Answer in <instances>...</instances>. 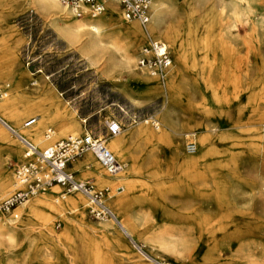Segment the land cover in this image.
<instances>
[{"label": "rangeland", "instance_id": "obj_1", "mask_svg": "<svg viewBox=\"0 0 264 264\" xmlns=\"http://www.w3.org/2000/svg\"><path fill=\"white\" fill-rule=\"evenodd\" d=\"M220 3V0H168L167 8L171 11L167 21L180 34L179 42L185 48L192 27L197 29L198 38L207 40L209 47L208 51L203 50L195 37V45L189 47L192 58L186 63L178 62L184 79L182 88H186L182 113L190 118L194 112L197 121H206L197 127L195 136L181 137L178 145L179 155L188 158L194 154L201 161L199 170L206 181L198 197L196 190L191 192L197 202L180 209V199L189 186L180 193L170 185L182 168L176 165L175 173L166 170L170 149L163 146L160 163H150L135 173L130 200L118 205L136 224V244L112 220L92 217L83 194L72 192L64 200L62 189L55 186L31 197L14 214L0 212V223L14 228L17 236L14 246L0 247L3 260H10L11 264H38L39 259L40 264H264V0H225L228 13L221 12ZM230 5L237 6L238 18L229 16L234 8ZM121 20L141 24L123 16ZM54 26V17L39 10L32 0H0V64L9 71L0 85L10 84L0 91H11L4 98L0 92V102L7 97L14 100V112L34 104L36 109L21 119L22 126L29 118L37 117L38 110L41 115L46 105L70 120L73 106L79 123L103 139L110 137L106 132L108 121L119 120L126 133L137 125H130L134 119H148L162 108L166 96L162 90L143 96L141 103H149L145 108L132 106L120 91L116 75L104 74L100 64L87 63L57 36ZM150 39L145 36L138 45L136 65L142 47ZM162 41L173 56L172 65H177L176 44ZM204 61H210L212 66L202 79L200 68ZM136 65L139 73L145 72ZM124 78L130 81L125 84L129 89L142 90L141 83L129 80L128 74ZM205 111L203 119L201 112ZM51 125L43 130L40 148L68 135L86 132L81 129L78 133L70 130L59 133ZM48 129L55 131L50 140L45 139ZM13 141L21 146L22 152L17 157L8 153V144ZM191 141L197 144L193 154L186 150ZM23 150L17 138L0 124V162H6V166H0V180L12 171L15 182L14 171L22 160ZM87 155L89 169L99 166L106 178H117L90 152L76 160ZM161 168L164 170L161 181L169 185L163 193L145 186L148 178ZM81 174L76 171L77 178L94 183L91 176L78 177ZM116 183L110 188L94 183L98 189H107L109 195L104 200L109 207L116 196L124 193L118 189L119 182ZM12 188L0 198V203L15 190V186ZM217 188L223 191L222 204L214 197ZM76 195L83 200L80 206L75 203ZM35 198L44 200L42 214L40 211L21 214ZM24 218L30 221L25 222ZM40 223L42 231L37 228Z\"/></svg>", "mask_w": 264, "mask_h": 264}, {"label": "bare ground", "instance_id": "obj_2", "mask_svg": "<svg viewBox=\"0 0 264 264\" xmlns=\"http://www.w3.org/2000/svg\"><path fill=\"white\" fill-rule=\"evenodd\" d=\"M32 2L39 10L41 8L54 17V29L57 36L83 56L87 63L89 62L92 65L100 64L104 74L107 75L111 73V75H116L120 91L127 97L132 106L136 108H145L149 103H147V105L141 103V99L144 95L146 98L147 95L155 94L159 90L164 91L166 94L162 108L151 117L141 120L134 119L130 125L132 126L134 123L137 125L131 127L126 133L122 131L121 134L115 137L103 136L106 146L111 150L122 166V169L114 174L117 178H106L99 166L95 167V169L84 168L80 171L82 174L78 176L83 179L91 176L96 185H106V188L116 186L118 185L116 182H119L120 187L118 189H123L122 192L124 193L113 199V206L110 205L109 207L107 203L106 206L110 208L115 216L114 218H110V220L119 227L124 236H126L132 244H136V224L133 223L126 215L125 211H122L118 205L120 203L126 204L130 200L131 190L135 182L134 174L145 169L150 163H160V148L166 146L170 149V163L166 162L168 167L166 170H171L175 173V171H178L176 165L182 168L180 169L181 171L178 172L180 175H176L178 178L171 182L170 185L180 193L186 190L187 185L189 186L185 196H182L180 199V209L185 210V204L197 202V199L192 197L191 192L193 190L198 192L197 197L202 193L203 183L206 181V178L204 179L202 172L199 170L201 163L199 157L193 154L196 150L191 152L193 156L184 158L179 155L178 145L180 144L181 137L195 136L197 127L205 125L206 121H197L194 112L190 118H187L185 114L182 113L184 112L182 107L186 105L183 103L185 99H183V94L186 88H182L184 79L182 78L183 74L179 63H186L192 58L189 47L195 45V37L196 44L202 46V49L205 51L209 50L208 42H206L207 40L205 41L198 38L197 29L192 26L189 31L187 47L185 48L184 45L179 42L181 37L180 34L174 29L171 21H167L169 15H171V11L167 9L168 0H154L151 5L150 19L146 24L142 22L141 24L137 22L123 23L121 20L122 11L116 1L113 0H108L106 2V11L101 15L102 18L99 16L94 20H89L86 16L82 18L75 17L69 8L63 5L60 0H32ZM220 2L221 12L228 13L229 10L225 0H220ZM230 15L238 18L237 6L231 9L229 16ZM153 35L173 45L176 44L178 50V57L176 58L177 65H171L169 69H167L163 80L152 76L147 70L139 73L135 68V53L138 45L143 37L150 36V38H153L151 37ZM154 39L161 41L156 38ZM164 44L166 43L164 42ZM197 45L196 50H199ZM205 63L207 65H205ZM194 66L195 64L192 67L195 68ZM210 66H212L210 61L209 63L204 61V64L201 65L200 72L202 79L203 74H205L204 72L206 70L208 71ZM5 68V66L0 64V80L4 79L9 74V71H6ZM124 74L130 76L129 80L141 83L143 87L142 90L134 91L129 89L130 87H127L125 84L130 81L124 78ZM9 87L10 84L8 82L4 85L3 83L0 85V88H4L5 90ZM9 91L10 90H7V92L0 91L2 92L1 96L3 97L5 93L7 96ZM7 98L0 102V124L9 133L13 134L19 142L18 136L21 135L40 146V137L43 130L47 125L51 124L54 125L53 127H55V130L59 133H65L67 130H70L71 133H78L81 129L87 130V127L79 123L73 106L69 113L70 120H65L54 107H48L47 105L43 107L41 115L40 110H38L36 114L40 122L31 128H26L24 124L22 126L21 119L24 115L36 109L34 104L26 106L21 111L14 112L12 106L16 102H13L14 100L10 101V99ZM187 105H189V103ZM201 108L202 107H199V110ZM206 113L207 111L201 112L203 119L206 118ZM83 120L86 121L85 119ZM42 141H45L44 138ZM20 152H22L21 146L15 141L8 144L9 154L17 157ZM0 166H6V162H0ZM77 168H79V166ZM163 174L164 170L161 168V170L148 178V184L145 186L152 187L159 193H163L164 190L167 191L169 185L161 181ZM13 179L12 171L1 178L0 198L8 192H11L13 189L12 187L15 186ZM213 192L218 203H221L222 200H224L223 191L217 188ZM108 195L107 193L106 196L108 197ZM61 198L65 200L67 195H62ZM74 199L77 205L80 206L83 204V200L79 195H76ZM57 201H61V199L58 197ZM43 205V199L35 198L30 203L28 209L21 212V214L27 213L33 215L39 211L40 214H42L41 208ZM18 214H20V211ZM16 241L17 236L15 229L10 227L6 228L0 223V247L3 245H7L8 247L14 246ZM49 260L51 262V258L46 259V261ZM9 263L11 264L12 261H5L0 257V264Z\"/></svg>", "mask_w": 264, "mask_h": 264}, {"label": "built area", "instance_id": "obj_3", "mask_svg": "<svg viewBox=\"0 0 264 264\" xmlns=\"http://www.w3.org/2000/svg\"><path fill=\"white\" fill-rule=\"evenodd\" d=\"M107 1L60 0L77 18L101 16L106 11ZM113 1L119 4L125 20H139L143 24L149 21L154 0ZM172 62L168 46L152 38L142 47L137 59V68L147 70L152 76L163 80ZM37 120V117L29 118L25 121L24 127H31ZM122 130L123 124L119 120L108 121L106 129L108 136H118ZM52 134V129H48L45 139L50 140ZM18 138L24 148L22 160L14 171L15 190L0 203L2 214H14L17 207L26 203L31 197L42 194L51 187L59 186L63 196L72 192L83 194L88 199L89 212L95 219L107 220L115 217L104 200L107 189L96 188L91 180H81L77 178L76 172L69 169L70 163L90 152L109 174L118 173L122 166L102 138L86 131L81 135H68L43 148L21 135ZM196 145L194 141L189 142L186 145L187 152H194Z\"/></svg>", "mask_w": 264, "mask_h": 264}, {"label": "crops", "instance_id": "obj_4", "mask_svg": "<svg viewBox=\"0 0 264 264\" xmlns=\"http://www.w3.org/2000/svg\"><path fill=\"white\" fill-rule=\"evenodd\" d=\"M154 2V1H153ZM117 3V2H116ZM118 4V3H117ZM119 5V4H118ZM120 7V6H119ZM90 18V17H89ZM91 19H96V18H91ZM149 37V36H148ZM156 39H158V38H156ZM160 40V39H159ZM162 41V40H161ZM166 45V44H165ZM167 46V45H166ZM171 56H172V54H171ZM172 60H173V56H172ZM141 71H144V70H141ZM32 127V126H31ZM86 131H88V130H86ZM89 160V155H87L85 158H82V159H79V160H76V161H74V162H72V163H70L69 164V169H72L71 171H74V172H76V171H81V170H83L84 168H89L88 166H87V161ZM79 166V168H77ZM93 182V181H92ZM55 187V186H54ZM57 187H59V186H57ZM58 199V198H57ZM67 199V198H66ZM65 199V200H66ZM57 202H59V201H57ZM22 220H24L25 222H29L30 221V219L29 218H24V219H22ZM42 219L40 218V221H41ZM34 221V220H33ZM42 226H43V224L42 223H40V226L38 225V227L37 228H39L40 229V231H42ZM38 264H40V259L38 260ZM41 264H42V262H41Z\"/></svg>", "mask_w": 264, "mask_h": 264}]
</instances>
